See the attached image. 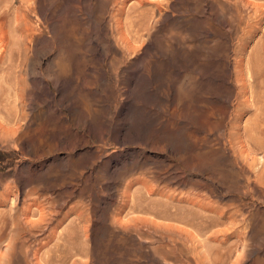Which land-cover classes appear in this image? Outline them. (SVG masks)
<instances>
[{
	"label": "rangeland",
	"instance_id": "1",
	"mask_svg": "<svg viewBox=\"0 0 264 264\" xmlns=\"http://www.w3.org/2000/svg\"><path fill=\"white\" fill-rule=\"evenodd\" d=\"M0 1L43 78L0 90L2 264H264V0Z\"/></svg>",
	"mask_w": 264,
	"mask_h": 264
},
{
	"label": "bare ground",
	"instance_id": "2",
	"mask_svg": "<svg viewBox=\"0 0 264 264\" xmlns=\"http://www.w3.org/2000/svg\"><path fill=\"white\" fill-rule=\"evenodd\" d=\"M49 1V0H48ZM149 1V0H148ZM125 2V1H124ZM151 2V1H150ZM158 4V3H157ZM124 8V7H123ZM121 10H123L121 8ZM9 13V9L7 8V6L5 4L2 3V1H0V90L2 91H10L12 90L13 88H15V84H19L20 87L21 86H24L25 84V75H26V71L27 72H30V73H33L35 74V78H37V80H39L40 82L43 81V78H42V75H41V72L39 70H36V65H35V58L33 57H29L28 56V42L30 41L31 39V36L32 34L34 33L35 29H34V26L32 25V23H28L27 21V16L25 15L24 17V14L22 15L23 17L22 18H18L16 17V22L15 23H11V19L8 15ZM47 21H48V24H49V27H50V30L53 34L54 37H57L58 36V33H59V28H58V25L56 23H53V20L51 18V16H49L47 18ZM122 24V23H121ZM121 24H118V25H121ZM129 25V24H128ZM117 27V26H116ZM122 28V27H121ZM130 28V27H129ZM121 30V29H120ZM118 32V30H117ZM124 32V31H123ZM119 34V33H118ZM121 34V33H120ZM125 35V34H124ZM124 38V37H123ZM126 38V37H125ZM128 39V38H127ZM124 41V40H123ZM129 41V40H127ZM139 41V40H138ZM50 42V40H49ZM108 43V41H107ZM126 43V42H125ZM130 43V42H129ZM136 44V43H135ZM134 45V43H133ZM108 46H111L113 47V44L112 43H108L106 44V48H108ZM127 46V45H126ZM133 50V46H130L127 48V51L128 53L129 52H132ZM126 52V51H125ZM106 54V50L103 52V55ZM132 55V54H131ZM51 62H54L55 63V60L53 59ZM50 62V64H51ZM49 64V63H48ZM48 64H47V67H48ZM51 76V75H50ZM256 77V76H255ZM51 80L53 82L56 81V75L53 73L52 76H51ZM256 81V80H255ZM46 86V84H45ZM16 90V89H15ZM3 100V99H2ZM6 101H10V99L8 98L7 94L6 96L4 97V102ZM16 101V100H15ZM3 110V107L0 106V112ZM7 118L9 115H6ZM14 118V117H13ZM1 123H3L1 121ZM0 123V124H1ZM231 125H233L231 123ZM3 126V125H2ZM5 127V126H4ZM10 128V127H9ZM7 128V129H9ZM2 129V127H1ZM4 129V128H3ZM10 131V130H9ZM240 150V149H239ZM240 151H243V150H240ZM245 153V151L243 152ZM249 153V152H248ZM226 154V153H225ZM233 154V153H232ZM243 155V154H242ZM246 155V153H245ZM251 156V155H250ZM253 156V155H252ZM247 157V156H246ZM225 158V157H224ZM249 158V157H248ZM246 159V158H245ZM252 160V159H251ZM239 162V161H238ZM256 162V161H255ZM233 164V163H232ZM252 163H250L251 165ZM238 168H240V166L238 165L237 166ZM246 167V166H245ZM264 174V173H263ZM40 180V179H39ZM42 181V180H41ZM37 182V181H36ZM36 187V186H35ZM7 189V188H6ZM35 191H36V188H35ZM34 191V192H35ZM171 194V193H170ZM35 197V196H34ZM171 197V195H170ZM26 199V198H25ZM24 199V200H25ZM36 199V198H35ZM180 199V198H179ZM41 199L39 198V201ZM36 201V200H34ZM31 202V201H30ZM27 204V203H25ZM37 204H41V203H37ZM32 205V204H31ZM44 206V204H42ZM47 206V205H46ZM24 207V205H23ZM22 207V208H23ZM28 207V206H27ZM29 208V207H28ZM36 208H38L36 206ZM46 208V207H45ZM38 209H41V208H38ZM47 209V208H46ZM169 209V208H168ZM182 209V208H181ZM22 210V209H21ZM24 210V209H23ZM27 210V209H26ZM43 210V207L41 209V211ZM162 210V209H161ZM22 212V211H21ZM27 212V211H26ZM25 212V213H26ZM29 212V211H28ZM44 212V211H43ZM42 212V213H43ZM163 212V211H162ZM20 213V212H19ZM40 213V212H38ZM45 213V212H44ZM167 212H165L166 214ZM23 214V213H21ZM28 214V213H27ZM26 214V215H27ZM79 214V213H78ZM254 214V213H253ZM6 215L7 213L3 210H0V246H1V243L3 240H5V246H6V249H9L11 248L12 244H13V239H14V235L13 234H6L4 232V229H3V225L4 224V219H6ZM40 215V214H39ZM86 215V214H85ZM84 215V216H85ZM185 215V214H184ZM42 216V215H40ZM39 216V217H40ZM48 216V215H47ZM81 216V215H80ZM164 216V215H162ZM166 216V215H165ZM174 216V215H173ZM171 216V217H173ZM197 216V215H196ZM38 217V218H39ZM44 217V214L43 216ZM42 217L41 218H37L39 221L42 220ZM46 217V216H45ZM44 217V218H45ZM188 217V216H187ZM17 218V217H16ZM19 218V217H18ZM24 218V217H23ZM22 218V219H23ZM29 218V217H28ZM43 218V220H44ZM99 218V216H98ZM175 218V217H174ZM183 218V217H182ZM181 218V219H182ZM25 219V218H24ZM35 218H33L34 220ZM47 219V218H46ZM27 219H25L26 221ZM37 220V221H38ZM116 220V219H115ZM7 221V220H6ZM24 221V220H23ZM31 218H30V223H31ZM82 221V220H80ZM28 222V220H27ZM48 222V221H47ZM51 222V221H50ZM58 222V221H57ZM75 222V221H74ZM119 222V221H118ZM122 222V221H120ZM191 222V221H190ZM18 223V222H17ZM40 223V222H39ZM43 223V222H42ZM46 223V222H45ZM49 223V222H48ZM22 224V222L20 223ZM58 224V223H57ZM56 224V226H57ZM78 224V223H77ZM166 224V223H165ZM165 224H163L162 226H164ZM170 224V223H169ZM168 224V225H169ZM19 225V223H18ZM81 226L82 225V222L80 224ZM79 225V226H80ZM78 226V225H77ZM170 226V225H169ZM172 226V225H171ZM175 226V225H174ZM179 225H177L178 227ZM30 227V226H29ZM71 227V226H70ZM76 227V226H75ZM176 227V226H175ZM176 227V229H177ZM180 227V226H179ZM182 227V226H181ZM85 228V227H84ZM106 228V227H105ZM166 228V227H165ZM170 228V227H169ZM174 228V227H173ZM55 229V228H54ZM83 229V228H82ZM104 229V228H103ZM175 229V230H176ZM184 229V227H183ZM182 229V232H184ZM186 229V228H185ZM35 230V229H34ZM56 230V229H55ZM54 230V231H55ZM65 230V229H64ZM73 230V229H72ZM78 230V229H77ZM53 231V233H54ZM178 231V230H177ZM188 231V230H186ZM176 232V231H175ZM180 232V230H179ZM189 232V231H188ZM75 233V232H74ZM85 233V232H84ZM178 233V232H177ZM48 234V233H47ZM68 234V233H66ZM180 234V233H179ZM182 234V233H181ZM56 235V234H55ZM76 235V234H75ZM84 235V234H83ZM111 235V234H110ZM64 236V235H63ZM187 236V235H186ZM21 239V238H20ZM19 239V240H20ZM23 239V238H22ZM54 239V238H53ZM63 239V238H61ZM81 239V238H80ZM18 240V241H19ZM69 240V239H68ZM77 240V239H76ZM41 241V240H40ZM80 241V240H79ZM39 242V241H38ZM69 242V241H68ZM59 243V242H58ZM66 243V242H65ZM42 244V242H41ZM45 244V243H44ZM40 245V244H39ZM63 245V244H62ZM65 246V245H63ZM68 246V245H67ZM83 246V244H82ZM62 248V247H61ZM177 248V247H176ZM77 249V248H76ZM73 250V249H72ZM86 250V249H85ZM23 251V250H22ZM63 252V250H62ZM70 252V247H66L65 250H64V255H68ZM35 253V252H34ZM22 254V253H21ZM36 254V253H35ZM34 255V254H33ZM56 255V254H55ZM63 255V254H62ZM1 256L3 257L4 254H0V260H1ZM6 256V255H5ZM36 256V255H35ZM61 256V255H60ZM69 256V255H68ZM33 257V256H32ZM65 257V256H64ZM35 258V257H34ZM59 258V257H58ZM27 259V258H26ZM64 260V258H62ZM68 259V258H67ZM71 259V258H70ZM34 260V259H33ZM36 260V259H35ZM51 262H56L57 259L56 257H51L50 258ZM66 260V259H65ZM29 261V260H28ZM38 261V260H37ZM42 261V260H41ZM60 261V259H59ZM25 262V261H23ZM58 262V261H57ZM73 262V261H72ZM35 263V262H33ZM62 263V262H61ZM0 264H2V261H0ZM6 264V263H5ZM32 264V263H31ZM40 264H42L40 262ZM45 264V263H44ZM54 264V263H53ZM64 264V263H63Z\"/></svg>",
	"mask_w": 264,
	"mask_h": 264
}]
</instances>
